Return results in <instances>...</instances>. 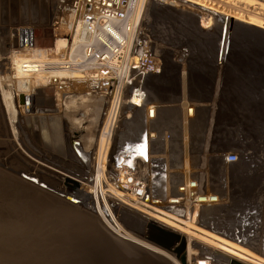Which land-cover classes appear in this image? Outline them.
Returning <instances> with one entry per match:
<instances>
[{"label": "rangeland", "instance_id": "rangeland-1", "mask_svg": "<svg viewBox=\"0 0 264 264\" xmlns=\"http://www.w3.org/2000/svg\"><path fill=\"white\" fill-rule=\"evenodd\" d=\"M55 1L0 0V225L15 234L0 240V264H119L114 254L123 245L140 251L141 256L134 255L132 264H148V256L149 264H172L149 251L169 252L144 239L154 231V238L163 244L175 239L171 248L182 236L184 251L187 258L193 257V264L206 260L205 255L215 250L211 244L214 242L164 216L144 212L111 181L120 165L131 167L144 178L152 195L157 190L151 184L158 176L166 187L163 194L177 191L183 182L195 181L197 197L193 200L203 196L205 201L184 210L181 205L172 206L173 212L161 207L167 204L162 198L158 205H147L181 219L186 211H196L192 219L200 228L233 237L229 234L234 232V223L244 208L235 201L246 200L243 192L249 198H264V0L142 1L141 35L149 40L164 81L191 87L192 98H206L213 88L220 90L219 103L210 115L211 125L202 141L189 144L188 135H183L182 148L191 155L185 156L184 173L170 166L167 142L158 147L161 166L150 168L142 156L127 160L118 155V135L138 123L139 111L128 106L127 99L121 97L118 103L112 138L103 148L106 154L98 158L100 131L111 107L109 96L91 92L81 99L88 90L85 83L72 81L59 91L42 72H26L20 80H27V89L19 88L15 70L19 65H14V58L30 57L32 46L47 55L42 54L41 59L36 56L32 59L35 61H57L68 51L69 43L61 51L51 49L55 37L50 21ZM25 31L29 40H25ZM153 85L151 80L148 86ZM7 90L10 97L6 96ZM18 93L31 98L28 105L19 103ZM10 100L13 107L7 106ZM138 120L142 124V119ZM197 150L202 155L195 156ZM247 151L253 152V164L262 172L260 181L254 184L238 178L248 172ZM231 152L238 155L237 160L222 162L220 157ZM212 195L216 200L207 201ZM110 207L121 228L128 232L125 235L131 234L132 239H121L96 215L99 209L109 214ZM262 209L264 214V205ZM207 210H214L213 215L208 217ZM37 223L42 224L39 232L31 231ZM259 233L261 236L262 230Z\"/></svg>", "mask_w": 264, "mask_h": 264}, {"label": "built area", "instance_id": "built-area-1", "mask_svg": "<svg viewBox=\"0 0 264 264\" xmlns=\"http://www.w3.org/2000/svg\"><path fill=\"white\" fill-rule=\"evenodd\" d=\"M141 11L142 3L139 5L137 0H56L51 32L69 43V48L54 63L61 66L62 76L43 71L54 88L61 91L72 81L83 82L88 86L86 94L102 93L110 97L113 87L119 83L121 97L125 101L128 97L133 109L144 108L151 117L154 107L147 102L146 83L150 75H158L162 70L151 53L149 40L141 35ZM43 54L47 56L46 51ZM36 63L39 69L51 65V61ZM222 158L226 162L236 161L238 155L231 152ZM116 169L112 185L127 193L134 204L160 203L151 194L146 180L131 167L120 165ZM197 186L195 181L183 182L177 186L179 194L168 198L167 204L181 205L183 209L197 204L199 201L193 200ZM212 197L207 201L216 200ZM205 257L207 264H216L208 255ZM185 264H193V257L186 258Z\"/></svg>", "mask_w": 264, "mask_h": 264}, {"label": "crops", "instance_id": "crops-1", "mask_svg": "<svg viewBox=\"0 0 264 264\" xmlns=\"http://www.w3.org/2000/svg\"><path fill=\"white\" fill-rule=\"evenodd\" d=\"M164 76L165 75L161 72L158 75L157 74L150 75L148 77V81L146 83L147 102L153 105L154 107L153 114L151 117H149L146 114L144 108H140V109L134 108L136 112L139 111L137 112L138 123L136 124V127H134L135 125L131 126L132 124L128 125L131 126L132 128L130 127L127 129L126 133H120L118 135L117 139L119 140L120 143L118 147V155L122 158H126V159L129 158V160L142 156L143 160L148 163L150 168H152L160 165L158 163L159 144L167 142L166 143L167 144L166 148L168 152L167 157L170 161V166L175 169H178L179 173H184L185 156H188L189 158L191 155H189V152L184 153V150L182 148L183 135L184 134L188 135L189 144H191L190 143L191 141H196V142L202 141V138L209 131L208 126L211 125V123L209 122L210 115L213 114L216 105L219 103L220 90L218 89L217 91L216 88H213L210 91V96H207L206 98L200 96H198L197 98H192L191 96H189L190 92L193 90L191 87L183 86L180 84L168 85L166 81H164L165 78ZM173 77L177 78L178 75L174 74ZM151 80L154 83V85L148 86V83ZM244 93L245 92H242L241 99H243ZM0 98H1V94H0ZM127 102H128V106L131 107L130 101L127 100ZM140 118L142 119V124L139 123L138 119ZM121 134L122 136H120ZM199 152L200 150H197L196 155L195 154L194 155L195 156L202 155L201 154L202 152L200 153ZM247 154H248L247 155L248 159L250 161V165L247 170L248 172L246 173L244 172V174L239 175L238 178H241L239 180H242L244 183H246L244 180H248L251 182V184H254V182L260 181V175L262 174V172L260 174V170L257 167H255V165L253 164L254 163L253 152L247 151ZM220 158L222 162H226L223 160L222 157ZM232 162L233 161L230 162L228 161L226 163H232ZM188 164L190 165V162H188ZM263 177L264 174L261 175V178ZM151 185L153 187L152 189L156 188V190L160 192L158 193L156 191L157 194L155 193L154 195V197L159 198L160 203L162 199L167 201V199L170 198L169 195L179 194L177 191L169 194L168 193L163 194L164 189L166 187L163 186V181L160 176H158L154 181H152ZM175 185L176 184H173L171 188L174 189ZM263 192L264 190L262 191V193ZM242 195L246 197V200L239 198L234 203L236 205H241V206L244 205V208L242 213L234 223L235 225L233 226L234 232L229 234V236L230 235L233 236L232 237L233 239H231L230 237H226L225 235L216 233L205 227L204 228L218 234L219 236L208 231L209 233L214 234L217 237L222 238L230 242L231 244L241 248L248 254L254 255L264 260V257H260L259 256L260 254L257 253V252L264 253V214L262 212L263 211L262 206L264 205V198L261 199H258V197L249 198L244 192L242 193ZM209 198L212 199L213 197H209ZM172 206H177V204L161 205L163 209L171 212L173 211ZM207 211H208L207 214L208 217L210 216V214L212 216L213 215L212 213H214V210H207ZM261 230L262 233L261 236H259L260 234L259 232ZM211 244L214 246L215 251H219L223 254H226L229 257L241 261L238 258L233 257L232 254H228L227 252L219 248V243L217 241L214 242V244L213 243ZM252 248L255 251L252 250ZM149 251L166 257L167 259H169V261H171L172 264L179 263L177 259H175L172 253L170 252H168L169 255L168 256L166 254H162L156 251H152V250ZM139 252L140 251H137L135 247L123 245L122 247L118 248L117 251H115L114 255L116 256L115 259L118 261L119 264H132L134 262V255L137 254L141 256ZM149 261H150V256H148L147 259L148 264Z\"/></svg>", "mask_w": 264, "mask_h": 264}, {"label": "bare ground", "instance_id": "bare-ground-1", "mask_svg": "<svg viewBox=\"0 0 264 264\" xmlns=\"http://www.w3.org/2000/svg\"><path fill=\"white\" fill-rule=\"evenodd\" d=\"M138 1V4L139 5H141V3H142V1L143 0H137ZM247 16V15H246ZM249 17V16H248ZM257 20H259V19H257ZM28 35V31H25V34H24V36L26 37ZM23 36V37H24ZM53 42H54V44L51 46V49L53 50V51H56V52H58V51H61V50H59L60 48H63L64 46H65V40L64 39H62V38H60V37H55V40H53ZM30 43V42H29ZM26 48V47H25ZM39 49V48H38ZM30 51L32 52V54H30V57H16V58H14V65H19V67L18 68H15V70L17 71V74L18 75H16L18 78L17 79H19V81L20 82H18L17 84H18V86H19V88L21 89V88H24L25 90L27 89V80H25L26 82H24V81H22V80H20L24 75H26V71H33V72H39V73H44V72H50V73H54V74H57V75H59V76H62V72H63V70H62V68H61V66L60 65H57V64H54V63H57L56 61H51V65H46V66H44L43 68L44 69H39V64H37L36 63V61L35 60H32V59H35L36 58V56H37V58L36 59H38V58H40L41 56H43L42 54L44 53V50L43 49H39V50H37V49H35L33 46L30 48ZM35 52H37V54L35 53ZM35 53V54H34ZM34 55V56H33ZM33 57V58H32ZM35 57V58H34ZM41 59V58H40ZM37 61H40V60H37ZM41 62V61H40ZM34 70H37V71H34ZM16 71H14V73H16ZM44 71V72H43ZM15 76V75H14ZM14 78V77H13ZM111 93L113 94L112 96L110 95V98H111V100H110V104H111V107H110V112L107 114V118H106V121L104 122V124H103V126H102V128H101V131H100V135H99V141H98V146H97V153H98V158L102 155V153L105 155L106 154V148H105V150L103 151V148L104 147H106L107 146V143L109 142V140H110V137H111V134H112V131H113V127H114V122H115V117H116V113H117V111H118V108H119V106H118V103H120L119 101H120V99H121V93H120V85H119V83H117L116 84V86H114L113 87V89H112V91H111ZM86 93H84V94H81L80 96H81V99H82V97H83V95H85ZM6 96L8 97H10V92L7 90L6 91ZM72 96V95H71ZM71 96H69V98L71 97ZM76 96V95H75ZM74 96V97H75ZM86 96V95H85ZM84 96V97H85ZM73 97V96H72ZM77 97V96H76ZM80 98V97H79ZM74 99V98H73ZM86 99V98H85ZM127 100L129 101V99L127 98ZM9 104L7 105L8 107L9 106H12L13 105V103H12V100H10V101H7ZM28 105V104H27ZM27 105H26V107H27ZM13 107V106H12ZM189 111H191V110H189ZM188 111V112H189ZM12 121H13V119H12ZM12 121H11V123H12ZM113 135V134H112ZM112 138V137H111ZM105 157V156H104ZM113 174V173H112ZM93 184V177H91V180H90V185H92ZM0 187H2V186H0ZM4 188V187H3ZM2 189V188H1ZM6 192V191H5ZM0 193H2L1 191H0ZM89 194V193H88ZM2 195H3V193H2ZM5 195V194H4ZM7 196V195H6ZM12 196H14V195H12ZM11 196V197H12ZM9 197V196H8ZM89 197L91 198V196H90V194H89ZM195 197H197V193L195 194ZM205 197H207V196H205ZM17 198V197H16ZM7 199V198H6ZM81 199V198H80ZM102 199V198H101ZM209 199H211V198H209ZM213 199V198H212ZM11 200V199H10ZM197 200H199V201H205L206 200V198H204L203 196H200ZM1 201H2V199H1ZM7 201V200H6ZM102 201H103V199H102ZM131 201V200H130ZM171 201H175V200H171ZM25 203V202H24ZM131 203L132 204H134V202H132L131 201ZM11 204H14V203H12L11 202ZM17 204V203H16ZM41 204V203H40ZM3 205V204H2ZM91 205H92V208H93V211H94V213H96V210H95V207H94V204H93V201L91 200ZM103 205V209L105 210V206H104V204H102ZM6 206H8V205H6ZM13 205H11L10 207H12ZM41 206V205H40ZM135 206H138V205H136L135 204ZM134 206V207H135ZM3 207H4V205H3ZM13 207H15V205L13 206ZM16 207H18V206H16ZM26 207V206H25ZM36 207V206H35ZM42 207V206H41ZM139 207H141L143 210H144V212L145 211H148V212H154V213H157V214H159V215H161V216H164V217H166V218H168V220H170L171 222H173V223H176V224H178L180 227H182V228H184V229H189V230H191V231H194L195 233H197V234H199V235H201L202 237H205V238H207L208 240H210V241H212V242H215V241H217L218 243H219V248H221L222 250H224L225 252H227L228 254H232V256L233 257H236V258H238L239 260H241V261H243V262H245L244 264H264V260H262V259H260V258H258V257H256V256H254V255H251V254H248L247 252H245L244 250H242L241 248H239V247H237V246H235V245H233V244H231L230 242H228V241H226V240H224V239H222V238H219V237H217L216 235H214V234H211V233H209L208 231H206V230H204V229H202V228H200L196 223H194L193 222V215L195 214V212L196 211H186V217L183 219H181L180 217H177V216H174V215H172V214H169V213H166V212H164L163 210H159V209H157L156 207L155 208H153L151 205H147V204H145V205H143V206H139ZM5 208V207H4ZM13 209V208H12ZM12 209H10V210H12ZM19 209V208H18ZM140 209V208H139ZM6 210V209H5ZM7 210H9V209H7ZM15 210V209H14ZM17 210V209H16ZM34 210V209H33ZM47 210V209H46ZM104 210H101V209H99V211L97 210V216L99 217V219L103 222V224L112 232V233H114L115 235H117L118 237H120L121 239H124V238H127V239H132L133 237H131L129 234V236L128 235H125L126 233H128V232H125L124 230H123V228H121V226H120V224L118 223V221L116 220V218H115V216H114V214L112 213V210H111V207H110V209H108L109 211H110V213L109 214H107V215H105L104 214ZM141 210V209H140ZM142 210V211H143ZM43 211V210H42ZM45 211V210H44ZM6 212H8V211H6ZM13 212V211H12ZM25 212V211H24ZM32 212V211H31ZM34 212V211H33ZM106 212H108L107 210H106ZM14 213V212H13ZM39 213H40V211H39ZM44 213V212H43ZM42 213V214H43ZM147 213V212H146ZM151 213V214H152ZM6 214V213H5ZM34 214V213H33ZM37 214V213H36ZM148 214V213H147ZM15 215V214H14ZM44 215V214H43ZM46 215H49L48 213L46 214ZM197 215V214H196ZM195 215V216H196ZM26 216H27V214H26ZM35 216V215H34ZM182 216V215H181ZM1 217V216H0ZM5 217H6V215H5ZM9 217H11V216H9ZM46 217V216H45ZM48 217V216H47ZM183 217V216H182ZM13 218V217H12ZM16 218H18V217H16ZM39 218V217H38ZM15 219V218H14ZM32 219V218H31ZM43 219H45V218H43ZM42 219V220H43ZM195 219V218H194ZM16 220V219H15ZM6 221H7V219H6ZM24 221V220H23ZM8 222H9V220H8ZM13 222V221H12ZM36 222V221H35ZM10 223V222H9ZM16 223H18V222H16ZM21 223H23L22 221H21ZM25 223V222H24ZM154 224V222H150V224ZM4 224V223H3ZM33 224V223H32ZM13 225V224H12ZM23 225V224H22ZM28 225V224H27ZM26 225V226H27ZM39 224L37 223L36 224V226L34 225L33 227H32V229H31V231H33V232H39V230L41 229V227L40 226H42V224H40V226H38ZM8 226V225H7ZM24 226V225H23ZM12 227V226H11ZM15 227V226H14ZM39 227H40V229H39ZM174 227V226H173ZM9 228V227H8ZM16 228V227H15ZM17 228H18V226H17ZM20 228V227H19ZM22 230H23V227L21 228ZM30 229V228H29ZM43 229V228H42ZM10 230H13L12 228L10 229ZM17 230H19V229H17ZM21 230V231H22ZM3 231H5V232H3ZM26 231V230H25ZM45 231V230H44ZM9 232V233H8ZM16 233H17V231H15ZM19 232V231H18ZM24 232V231H23ZM25 233V232H24ZM45 233V232H44ZM9 234H11L12 236L13 235H15L12 231H9V229L8 230H5V229H3L2 228V225H0V240H3V238L2 237H7ZM20 236V235H19ZM23 236V235H22ZM9 237H10V235H9ZM24 238V237H23ZM134 240V239H133ZM136 240V239H135ZM33 241V240H32ZM43 241V240H42ZM139 241V240H138ZM133 242V241H132ZM137 242V241H136ZM0 243H2V241H0ZM5 243V242H4ZM14 243V242H13ZM6 244V243H5ZM28 244H29V242H28ZM32 244V243H31ZM34 244V243H33ZM140 244V243H139ZM9 245V244H8ZM11 245V244H10ZM39 245V242H37L36 243V247ZM42 245V244H41ZM46 245H47V242H46ZM57 245V244H56ZM13 246V245H12ZM16 246H17V244H16ZM23 246V245H22ZM51 246V245H50ZM2 247V246H1ZM34 247V246H33ZM32 247V248H33ZM40 247H42V246H40ZM45 247V246H44ZM7 248V247H6ZM11 248V247H10ZM30 248V247H29ZM39 248V247H38ZM5 249V248H4ZM9 249V248H8ZM12 249V248H11ZM24 249V248H23ZM34 249V248H33ZM10 250V249H9ZM32 250V249H31ZM11 251V250H10ZM28 251V250H27ZM51 251V250H50ZM7 252H9V251H7ZM23 252V251H22ZM42 252V251H41ZM186 252V251H185ZM216 252H218L219 254H221V255H225V256H227L226 254H223V253H221V252H219V251H216ZM4 253V252H3ZM260 257H263V256H261V255H259ZM7 257V256H6ZM36 257V256H35ZM229 257V256H228ZM14 258V257H13ZM27 258V257H26ZM186 258H187V252H186ZM4 259V258H3ZM16 259V258H15ZM13 260V259H12ZM20 261V260H19ZM240 261V262H241ZM12 262V261H11ZM2 263V262H1ZM29 264H30V262H28ZM197 264H207V261L206 260H200V261H198L197 262Z\"/></svg>", "mask_w": 264, "mask_h": 264}, {"label": "water", "instance_id": "water-1", "mask_svg": "<svg viewBox=\"0 0 264 264\" xmlns=\"http://www.w3.org/2000/svg\"><path fill=\"white\" fill-rule=\"evenodd\" d=\"M31 100V98L28 95H24L22 93H18V101L21 104H27V102H29ZM29 111H31L30 108H28ZM129 158H127L128 160ZM65 180L72 182L73 185H77L76 181L66 177ZM173 212V211H172ZM153 231V230H152ZM151 236H153L151 238ZM157 237L155 231L152 232V235L150 234L149 236H144V239L148 240L151 243L160 245V247L166 249L167 251H169L170 253H172V255L174 256L175 259H177V261L180 264H185L186 262V252L184 251V241H183V237L181 236V239L178 243V245H176L175 247H170L172 245H174L175 239H173L168 245L161 243L160 241L157 240ZM227 237V236H226ZM233 239V238H231ZM235 240V239H234ZM250 247V246H248ZM252 250H254L252 248ZM255 251V250H254ZM258 254H260L261 256L264 257V253L261 252H257ZM208 256L210 258L211 261L215 262L216 264H244L243 262H240L232 257H228L225 255H221L218 252H216L215 250H210L208 252Z\"/></svg>", "mask_w": 264, "mask_h": 264}]
</instances>
